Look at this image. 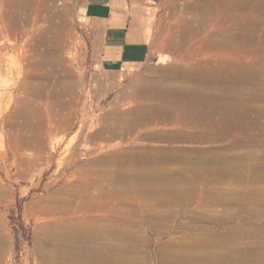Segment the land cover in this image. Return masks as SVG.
I'll return each mask as SVG.
<instances>
[{
  "label": "rangeland",
  "instance_id": "obj_1",
  "mask_svg": "<svg viewBox=\"0 0 264 264\" xmlns=\"http://www.w3.org/2000/svg\"><path fill=\"white\" fill-rule=\"evenodd\" d=\"M120 1L110 75L83 0H0V264H264V0Z\"/></svg>",
  "mask_w": 264,
  "mask_h": 264
},
{
  "label": "crops",
  "instance_id": "obj_2",
  "mask_svg": "<svg viewBox=\"0 0 264 264\" xmlns=\"http://www.w3.org/2000/svg\"><path fill=\"white\" fill-rule=\"evenodd\" d=\"M82 9V16L99 26L100 72L117 75L127 66L148 62V42L141 30L129 23L120 0H83Z\"/></svg>",
  "mask_w": 264,
  "mask_h": 264
},
{
  "label": "bare ground",
  "instance_id": "obj_3",
  "mask_svg": "<svg viewBox=\"0 0 264 264\" xmlns=\"http://www.w3.org/2000/svg\"><path fill=\"white\" fill-rule=\"evenodd\" d=\"M12 3V2H11ZM19 4H22L21 2L19 3L18 1L16 2V3H12V4H10L8 1H7V8L8 9H12V5H15V8H16V6L17 5H19ZM8 13V11L6 10L5 11V14H7ZM10 42V41H9ZM9 45H10V43H9ZM50 60H51V57H50ZM47 62H49V60L47 61ZM200 79H203V78H200ZM65 83V82H64ZM62 84V83H61ZM60 84V85H61ZM47 85H49V84H47ZM67 84H65L64 86L65 87H67L66 86ZM38 86V85H37ZM72 86V85H71ZM61 87V86H60ZM59 87V88H60ZM65 87L61 90V93H63V91H65ZM35 89V88H34ZM39 89V88H38ZM189 89V88H188ZM32 91H33V89H32ZM33 92H35V91H33ZM56 95H58V94H56ZM178 95H179V97L181 98L180 100L181 101H185L186 102V104H187V106L188 107H190V108H187V109H191V113H195V111L192 109L193 108V106L195 105H201V106H206V105H209V104H212V105H214L213 103L214 102H216V101H213V102H211L212 100H209L208 98H210V95H207V94H205V95H203V93L201 94V93H199L198 91H194V92H191V91H187V92H179L178 93ZM55 96V95H54ZM59 96H61V95H59ZM215 97V96H214ZM213 96H211V98H214ZM183 98V99H182ZM216 99V98H215ZM165 105V104H164ZM168 105V104H167ZM161 106V105H160ZM214 106H220V107H223V109H222V115H221V118L219 119V122H221V123H227V122H229V120H234L233 121V123H235V122H237V121H239V120H242L243 119V114H242V112H238L237 111V109L235 108V106H233V103L232 102H226V103H224L223 105L222 104H218V105H214ZM157 108H158V106H157ZM165 109H166V111H168V107L166 106L165 107ZM149 110V109H148ZM170 110V109H169ZM210 111H212V112H216V110L215 109H212V110H210ZM209 111V112H210ZM220 113V114H221ZM241 122V121H240ZM228 126V124H223V127L222 128H220V129H222V131H220V132H225V130L224 129H227L226 127ZM68 226V225H67ZM79 226V225H78ZM75 227V226H74ZM77 227V226H76ZM55 232H56V230H54ZM86 232H88V231H78V229H71V226L69 225L68 226V229L66 230V231H64L63 232V236H65V238L66 239H72L73 237L75 238V237H77V236H79V237H81L82 235L83 236H86L87 235V233ZM92 233L88 236L89 237V242H90V240L91 239H95V237L97 236V235H99V232H98V230L97 229H95V227H92V231H91ZM60 233V232H59ZM57 237V236H56ZM82 238H84V237H81V239ZM97 238V237H96ZM85 239V238H84ZM99 239V238H98ZM97 239V240H98ZM87 242V241H86ZM91 244V243H90ZM93 244V243H92ZM52 246V245H51ZM102 248V247H101ZM100 248V249H101ZM102 250V249H101ZM97 251V250H96ZM103 252V251H102ZM102 252H101V254H102ZM70 253V252H69ZM95 253V252H94ZM103 254H105V253H103ZM229 254H233V253H229ZM227 256H228V254H227ZM229 256H232V255H229ZM228 256V257H229ZM226 257V256H225ZM235 257V256H234ZM223 258V257H222ZM232 258V257H231ZM229 259H230V257H229ZM233 259V258H232ZM235 259H237V257L235 258ZM207 260V259H206ZM214 261V260H213ZM213 261H211V262H213ZM238 261V260H237ZM222 262V261H221ZM236 262V261H235ZM204 263H206V261L204 262ZM213 263H216V262H213ZM219 263V262H218ZM218 263H216V264H218ZM223 264H225L224 262H222ZM222 263H220V264H222ZM238 263H240V262H238ZM237 263V264H238Z\"/></svg>",
  "mask_w": 264,
  "mask_h": 264
}]
</instances>
